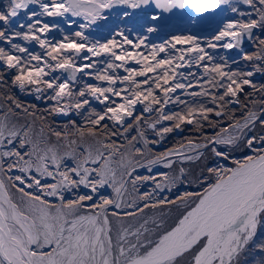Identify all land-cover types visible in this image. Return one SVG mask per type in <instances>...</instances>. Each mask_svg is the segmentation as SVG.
Returning <instances> with one entry per match:
<instances>
[{
	"label": "snow or ice",
	"instance_id": "obj_1",
	"mask_svg": "<svg viewBox=\"0 0 264 264\" xmlns=\"http://www.w3.org/2000/svg\"><path fill=\"white\" fill-rule=\"evenodd\" d=\"M261 80L264 0H0V264H264Z\"/></svg>",
	"mask_w": 264,
	"mask_h": 264
},
{
	"label": "trees",
	"instance_id": "obj_2",
	"mask_svg": "<svg viewBox=\"0 0 264 264\" xmlns=\"http://www.w3.org/2000/svg\"><path fill=\"white\" fill-rule=\"evenodd\" d=\"M23 98V97H22ZM36 102V101H34ZM38 106L41 107V105L38 103ZM76 118V117H75ZM57 122H63V121H57ZM189 135V132L187 130L184 131V133L182 134V136H187ZM181 136H174L173 134L169 135V137L167 138V140L165 142H163L160 146L157 147V151H162L165 147L170 146V144L175 141L180 139Z\"/></svg>",
	"mask_w": 264,
	"mask_h": 264
}]
</instances>
